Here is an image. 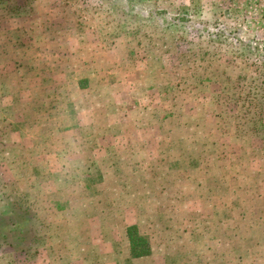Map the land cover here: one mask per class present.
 Returning <instances> with one entry per match:
<instances>
[{"label": "rangeland", "instance_id": "1", "mask_svg": "<svg viewBox=\"0 0 264 264\" xmlns=\"http://www.w3.org/2000/svg\"><path fill=\"white\" fill-rule=\"evenodd\" d=\"M264 264V0H0V264Z\"/></svg>", "mask_w": 264, "mask_h": 264}, {"label": "trees", "instance_id": "2", "mask_svg": "<svg viewBox=\"0 0 264 264\" xmlns=\"http://www.w3.org/2000/svg\"><path fill=\"white\" fill-rule=\"evenodd\" d=\"M127 238L129 240L130 255L132 258H142L151 255V241L147 236L142 235L136 226L127 228Z\"/></svg>", "mask_w": 264, "mask_h": 264}, {"label": "crops", "instance_id": "3", "mask_svg": "<svg viewBox=\"0 0 264 264\" xmlns=\"http://www.w3.org/2000/svg\"><path fill=\"white\" fill-rule=\"evenodd\" d=\"M130 226H134V225H130ZM130 226H128V227H130ZM126 236H127V229H126ZM128 242H129V240H128ZM151 248H152V253H151L150 256L142 257V258H132L131 255H130V244H129V254H128V258H127V263L128 264H135L137 261H145V260L148 261L149 259H152L153 255H154V247L151 246Z\"/></svg>", "mask_w": 264, "mask_h": 264}]
</instances>
